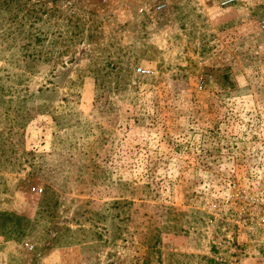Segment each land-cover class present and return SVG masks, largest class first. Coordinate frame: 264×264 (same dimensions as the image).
I'll return each mask as SVG.
<instances>
[{
    "label": "rangeland",
    "instance_id": "rangeland-1",
    "mask_svg": "<svg viewBox=\"0 0 264 264\" xmlns=\"http://www.w3.org/2000/svg\"><path fill=\"white\" fill-rule=\"evenodd\" d=\"M221 1L0 0V264H256L264 0Z\"/></svg>",
    "mask_w": 264,
    "mask_h": 264
},
{
    "label": "built area",
    "instance_id": "built-area-1",
    "mask_svg": "<svg viewBox=\"0 0 264 264\" xmlns=\"http://www.w3.org/2000/svg\"><path fill=\"white\" fill-rule=\"evenodd\" d=\"M234 1L236 0H223L221 5L234 3ZM230 189L229 198L219 203L229 205V208L234 211L232 224L235 226V234L247 235L248 258L256 264H264V191L256 186L241 187L236 183H232Z\"/></svg>",
    "mask_w": 264,
    "mask_h": 264
}]
</instances>
